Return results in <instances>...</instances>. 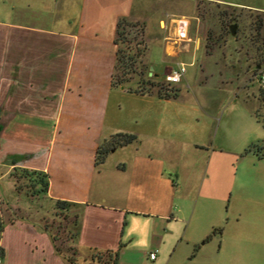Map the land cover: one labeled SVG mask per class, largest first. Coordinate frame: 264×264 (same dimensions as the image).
Masks as SVG:
<instances>
[{
  "label": "crops",
  "instance_id": "crops-1",
  "mask_svg": "<svg viewBox=\"0 0 264 264\" xmlns=\"http://www.w3.org/2000/svg\"><path fill=\"white\" fill-rule=\"evenodd\" d=\"M180 1L155 4L163 10L155 22L164 59L186 66L180 57L192 52L195 59L200 51L205 74L222 46L207 44L206 16L197 13L202 4L217 2L264 16V0H187L189 15L172 8ZM149 5L150 0H0V165L8 166L16 190V168L48 174L47 193L17 191L43 207L47 203V211L68 215L67 229L74 234L69 245L78 250L79 264L91 262L95 250L118 251L119 264H161L172 249L193 253L203 239L200 253L216 237L220 245L209 264H264V198L234 192L251 145L263 151L259 160L264 163V113L248 115L251 129L243 132L251 143L243 152L241 135L230 148L222 140L209 141L213 130L224 127L219 112L158 109L182 96L187 70L174 85L175 98H162L156 89L142 94L113 85L119 21L142 22L146 34ZM184 28L186 37L181 36ZM255 67L252 77L261 63ZM149 69V75L155 72L153 62ZM124 93H135L152 110L133 112L132 124H116L108 114L111 96L120 100ZM242 123L243 116L235 118L236 127ZM118 132L137 139L111 149L97 163L100 145ZM121 149L128 150L111 158ZM59 200L68 208H59ZM30 207L10 202L0 190L5 223L0 264H68L43 217L13 213ZM217 228L220 234L209 238Z\"/></svg>",
  "mask_w": 264,
  "mask_h": 264
},
{
  "label": "rangeland",
  "instance_id": "rangeland-1",
  "mask_svg": "<svg viewBox=\"0 0 264 264\" xmlns=\"http://www.w3.org/2000/svg\"><path fill=\"white\" fill-rule=\"evenodd\" d=\"M150 1L151 5H149V10L146 14L149 24L148 27H146L145 34L147 48L142 58L140 57L142 61L140 67L143 70V74L140 77L131 74L127 75L126 78L131 79L126 83L127 87L136 88L138 86V81H142L143 85L148 86L150 84L147 82L149 78L155 82L159 80L163 81V77H165V68L177 67V59H164L162 52L161 35L159 34L160 29L155 22V18L163 11L159 6L156 7V9L155 4H162H159L158 0ZM165 2L166 1H164V3ZM150 7H152V9ZM173 7L181 14L189 15L192 12L191 5L187 0H181L177 3L173 2L172 8ZM197 13L201 15L204 13L206 16L205 26L209 30L207 38L210 35V39H207V44L209 41L213 46H222V48H220L221 51L211 58V68H208V71L206 70L208 75L205 74V70L201 67L202 56L199 53L200 51H196L198 53L195 59H193L192 52L184 53L180 57V60L186 62L187 73L186 79L184 80L185 89L182 96L178 99H173L170 103L163 102L158 109L164 110V112L172 110L174 112H219L224 115L222 123L224 127L219 131L213 130L212 137H210L209 141L214 139L219 142L222 140L223 144L227 148H230L236 145V139L241 135L243 137H241V142L238 145L240 149L245 152V149L248 148L250 145L249 143H251L250 140L249 142H245L246 135L243 132L247 128L251 129V126H247L248 115L253 112L264 113L263 90L260 88L259 78L257 76L252 77L251 73L252 69L256 68L255 65L258 62L261 63L264 69V16L261 17L263 29L258 31L257 24L260 17L250 12L248 9H234L231 6L211 2L209 4H202V6L198 8ZM155 14L157 16H155ZM234 23L238 25L236 37L231 35L229 29V25ZM223 47L225 49H223ZM145 57L156 66L155 72L152 70L151 75H149V62L144 61ZM192 59L194 60V64L190 65L189 62H191ZM168 72L170 71L168 70ZM154 73L160 74L158 79H156ZM206 75L208 79H206ZM227 77L230 79L225 80ZM188 82L192 85L190 88L187 87ZM246 82H248V86ZM142 100L143 99L135 93H124L120 100L112 95L110 101L111 112L108 113L110 114V119H113L118 125H127L131 123L133 112H138L140 110L146 112L152 110L147 108V104ZM118 101L121 103L122 108H119ZM242 116L245 118L246 123H242V126L236 127V124H234L235 118L239 119ZM262 117L264 119V114ZM262 129L263 127H261V130ZM250 149L251 151L247 153L248 157L246 156V165L244 168L240 167L239 169L241 181L236 183L234 192L244 190L264 198V163L259 160V155L263 151H261L260 148H255L254 145H251L249 147V150ZM127 150L128 149H124L122 151L121 149L114 152L111 154V158L117 159L123 156L124 152H127ZM23 182L24 180L21 179L19 183L21 187L23 186ZM0 190L4 198L14 204H21L27 207L31 205L30 209H14L13 213L15 215H28L34 219L43 217L44 223L51 226L53 233L58 237L57 243L59 246L66 247L71 244L70 235L66 229L71 219L65 218L64 215L56 214L54 210L47 211V203L45 207H43L41 201L31 200L25 194L18 192L15 189L14 182L8 170V166L6 165H0ZM22 191H26V188H23ZM229 203L227 199L223 204L222 209H225V212L229 211L231 208H229ZM231 206H233V202ZM7 215L8 213L4 210L3 216L6 217ZM220 232L221 231H217V235L220 234ZM211 234V238L216 236L213 232ZM208 241L207 244H204V251L200 253H198V251L203 239L197 245L193 246V253L190 251L182 252L180 250L172 252V249L171 252L164 255L161 264H209L208 259L211 260L212 255L214 256L220 245V239L216 237L212 241L211 239ZM194 253L198 254L194 256Z\"/></svg>",
  "mask_w": 264,
  "mask_h": 264
},
{
  "label": "trees",
  "instance_id": "trees-1",
  "mask_svg": "<svg viewBox=\"0 0 264 264\" xmlns=\"http://www.w3.org/2000/svg\"><path fill=\"white\" fill-rule=\"evenodd\" d=\"M262 26L263 21L260 19L258 20L257 24L258 31L262 29ZM208 39H210V35L208 36ZM116 42L118 44L117 67L113 79V85H126V83L131 80L126 78L127 75L131 74L140 77L143 74L140 63L142 62L141 58L144 54V51L147 48L145 40V24L139 21H129L125 18L121 19L118 24V35ZM208 45L212 46L213 44L208 41ZM147 82L150 83L148 86L143 85L142 81H138V86L136 88H128L131 91L142 94L146 92L151 93L154 89H156L158 95L162 98H175L179 95V90L176 88V86H170L163 81L155 82L154 80H151V78H149ZM262 97L264 100V91ZM136 139L137 135L134 133H115L100 145L97 163L103 162L111 149L128 145L134 142ZM12 175L15 178L16 188L19 191H22L23 188H26L28 194L40 196L47 193L49 190L50 181L47 173H43L42 171L38 170H30L27 168H16ZM21 179L24 180L22 187L19 185ZM57 204L61 209H67L69 205L67 201L63 200H59ZM61 215H64L65 218H68V215L63 212ZM4 226L5 223L2 216H0V236L4 231ZM49 227L50 226L47 225V229ZM67 231L70 235V239L74 237V234L71 230L67 229ZM217 231H221V228L215 229L213 234H216ZM211 236L212 234L209 236V238ZM54 239L58 240V237L55 235ZM56 248L58 252L64 256L68 264L80 263L78 250L74 246L69 245L66 247H61L57 245ZM88 264H119V253L118 251L113 250H108L106 252L95 250L91 254V262Z\"/></svg>",
  "mask_w": 264,
  "mask_h": 264
},
{
  "label": "built area",
  "instance_id": "built-area-1",
  "mask_svg": "<svg viewBox=\"0 0 264 264\" xmlns=\"http://www.w3.org/2000/svg\"><path fill=\"white\" fill-rule=\"evenodd\" d=\"M185 27V26H182ZM187 32L186 29L184 28V31L181 33L182 37H186ZM186 72V66L184 64H178L176 68H172L170 70V72L165 74V77H163V82H165L166 84L170 85V86H174L175 84L179 83L182 79V76L185 74ZM259 78L261 87L264 89V69L261 68L257 75ZM152 259L156 258V252H152L150 254Z\"/></svg>",
  "mask_w": 264,
  "mask_h": 264
},
{
  "label": "water",
  "instance_id": "water-1",
  "mask_svg": "<svg viewBox=\"0 0 264 264\" xmlns=\"http://www.w3.org/2000/svg\"><path fill=\"white\" fill-rule=\"evenodd\" d=\"M237 27H238V25L236 23L229 25L231 35L234 37H236V35H237Z\"/></svg>",
  "mask_w": 264,
  "mask_h": 264
}]
</instances>
